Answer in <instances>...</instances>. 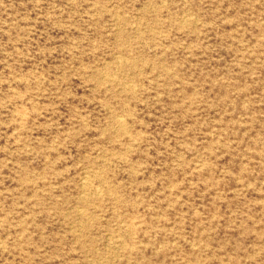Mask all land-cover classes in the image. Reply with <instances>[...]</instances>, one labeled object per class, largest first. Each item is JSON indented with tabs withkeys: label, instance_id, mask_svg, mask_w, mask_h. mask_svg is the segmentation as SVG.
I'll return each instance as SVG.
<instances>
[{
	"label": "rangeland",
	"instance_id": "1",
	"mask_svg": "<svg viewBox=\"0 0 264 264\" xmlns=\"http://www.w3.org/2000/svg\"><path fill=\"white\" fill-rule=\"evenodd\" d=\"M0 264H264V0H0Z\"/></svg>",
	"mask_w": 264,
	"mask_h": 264
}]
</instances>
